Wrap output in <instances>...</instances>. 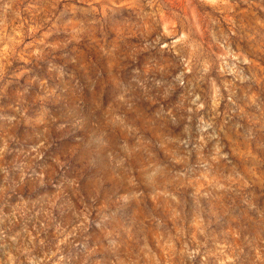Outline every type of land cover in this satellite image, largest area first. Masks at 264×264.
Instances as JSON below:
<instances>
[{
    "label": "rangeland",
    "instance_id": "obj_1",
    "mask_svg": "<svg viewBox=\"0 0 264 264\" xmlns=\"http://www.w3.org/2000/svg\"><path fill=\"white\" fill-rule=\"evenodd\" d=\"M0 264H264V0H0Z\"/></svg>",
    "mask_w": 264,
    "mask_h": 264
}]
</instances>
